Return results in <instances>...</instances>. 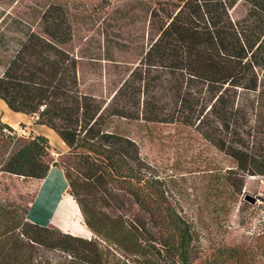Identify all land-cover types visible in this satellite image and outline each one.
Returning <instances> with one entry per match:
<instances>
[{
  "label": "trees",
  "instance_id": "1",
  "mask_svg": "<svg viewBox=\"0 0 264 264\" xmlns=\"http://www.w3.org/2000/svg\"><path fill=\"white\" fill-rule=\"evenodd\" d=\"M241 2L247 12L234 18L231 10ZM161 3L152 11V22L158 28L155 40L107 102L81 89L78 60L63 47L72 40L73 28L61 6L53 5L42 14L41 31L20 29V37L0 36V51L8 57L0 73V99L11 110L35 116L36 123L59 134L75 159L73 167L63 169L87 225L120 245L133 241L132 253L152 254L158 248L153 243L142 245L138 239L143 228L122 216L108 218L107 224L97 227L89 217L86 197L94 183L111 192L114 183L121 191L132 190L135 168L131 161L136 160L138 149L120 129L119 120L204 126L212 112L229 129L237 123V95L257 91L264 79V0ZM15 38L11 49L10 41ZM166 92L171 107L163 101ZM11 128L0 121V136L14 141L16 135L5 130ZM202 133L250 174H264L263 159L242 158L226 139L220 143L215 132L206 129ZM14 145L3 171L34 179L47 176L51 164L45 160L46 136L17 139ZM28 213L23 218L17 208L0 203V264H53L38 260L42 248L69 253L76 262L102 264L93 239L30 221ZM174 225L178 243L166 240L162 245L175 251L182 264H189L192 234L188 223L177 216ZM140 264L161 263L148 259Z\"/></svg>",
  "mask_w": 264,
  "mask_h": 264
},
{
  "label": "rangeland",
  "instance_id": "2",
  "mask_svg": "<svg viewBox=\"0 0 264 264\" xmlns=\"http://www.w3.org/2000/svg\"><path fill=\"white\" fill-rule=\"evenodd\" d=\"M162 1L180 0H0V36L20 37V29L41 31L42 14L53 5L61 6L73 28L72 40L63 47L78 60L81 89L107 102L155 40L158 28L152 22V11ZM246 12L243 2L231 10L234 18ZM16 43L17 38L9 47ZM7 59L6 52L0 51V73ZM163 101L168 107L173 105L167 92ZM235 117L237 123L229 129L212 112L204 126H187L180 121L119 120L120 129L138 149L136 160L131 161L135 168L130 179L132 190L121 191L114 183L111 192L94 183L86 194L89 217L97 227H103L108 218L122 216L143 228L138 239L142 245L153 243L158 249L152 254L132 253V240L128 245L108 240L87 225L81 211L91 233L80 237L95 241L102 264H140L148 259L182 264L175 251L162 245L166 240L178 243L179 231L174 225L177 216L188 223L192 234L189 264H264V174H250L202 133L206 129L215 132L220 143L226 139L242 158L250 155L264 160V79L257 91H240ZM27 126H11L12 131L26 128L28 132L15 140L37 135V129L30 131ZM15 140L0 136V203L17 208L18 215L25 218L39 181L2 170ZM48 140L45 160L62 169L73 167L70 148L60 149L50 137ZM67 192H71L70 185ZM38 260L90 264L76 262L69 253L44 248Z\"/></svg>",
  "mask_w": 264,
  "mask_h": 264
},
{
  "label": "crops",
  "instance_id": "3",
  "mask_svg": "<svg viewBox=\"0 0 264 264\" xmlns=\"http://www.w3.org/2000/svg\"><path fill=\"white\" fill-rule=\"evenodd\" d=\"M5 102V101H4ZM1 99V108L4 113V118L0 117V121L6 122L8 125L17 128V126L22 123L28 124V128L31 130H38V135H44L47 138L50 137L56 144L59 145L60 149H68V145L64 142V140L59 136V134L49 126L45 124H38L35 121V116H31L22 112H15L9 108V106L4 103ZM6 104V105H5ZM11 110V111H9ZM56 170L57 174L64 175L66 179V186H64L60 191L53 192L47 187V179L51 173V171ZM38 189L36 192V196L34 201L31 203V207L29 208L28 219L47 226L58 227L55 222V215L57 206L63 200L66 194L71 193L67 192L68 190V179L66 178L65 171L58 165H51L50 171L46 177L42 179H38ZM73 197V196H72ZM74 198V197H73ZM75 199V198H74ZM33 217V219H32ZM59 228V227H58Z\"/></svg>",
  "mask_w": 264,
  "mask_h": 264
},
{
  "label": "bare ground",
  "instance_id": "4",
  "mask_svg": "<svg viewBox=\"0 0 264 264\" xmlns=\"http://www.w3.org/2000/svg\"><path fill=\"white\" fill-rule=\"evenodd\" d=\"M66 184L67 182L64 175H58L56 170L51 171L47 179V187L50 190L58 192L66 186ZM81 217L82 213L77 201L70 194H66L57 206L55 215L56 225L61 230L72 233L73 235L89 237L91 231Z\"/></svg>",
  "mask_w": 264,
  "mask_h": 264
},
{
  "label": "built area",
  "instance_id": "5",
  "mask_svg": "<svg viewBox=\"0 0 264 264\" xmlns=\"http://www.w3.org/2000/svg\"><path fill=\"white\" fill-rule=\"evenodd\" d=\"M7 132H9L12 135H18V136H22V135H28L27 129L26 128H21V129H15V130H7Z\"/></svg>",
  "mask_w": 264,
  "mask_h": 264
},
{
  "label": "water",
  "instance_id": "6",
  "mask_svg": "<svg viewBox=\"0 0 264 264\" xmlns=\"http://www.w3.org/2000/svg\"><path fill=\"white\" fill-rule=\"evenodd\" d=\"M247 199H252V201H257V198H255V197H252V196H248V198Z\"/></svg>",
  "mask_w": 264,
  "mask_h": 264
}]
</instances>
